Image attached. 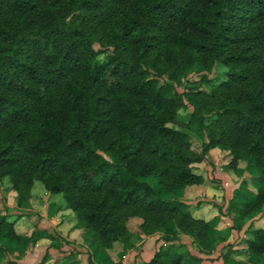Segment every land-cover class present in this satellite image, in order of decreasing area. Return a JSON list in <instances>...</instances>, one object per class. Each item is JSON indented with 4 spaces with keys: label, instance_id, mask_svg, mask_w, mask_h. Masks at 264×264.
<instances>
[{
    "label": "trees",
    "instance_id": "1",
    "mask_svg": "<svg viewBox=\"0 0 264 264\" xmlns=\"http://www.w3.org/2000/svg\"><path fill=\"white\" fill-rule=\"evenodd\" d=\"M217 64L209 90H178ZM187 108L200 153L173 126ZM213 148L258 172L230 203L246 220L264 207V0H0V184L25 201L36 181L60 194L93 252L131 248L139 217L165 242L144 264L199 260L181 235L209 254L210 221L176 194L203 181L193 165ZM247 233L244 251L264 254V227ZM0 240L22 241L1 209Z\"/></svg>",
    "mask_w": 264,
    "mask_h": 264
},
{
    "label": "crops",
    "instance_id": "2",
    "mask_svg": "<svg viewBox=\"0 0 264 264\" xmlns=\"http://www.w3.org/2000/svg\"><path fill=\"white\" fill-rule=\"evenodd\" d=\"M216 151H219L218 148H213L209 154H216ZM239 167L245 169V163L239 162L237 170ZM231 171L222 172L219 178H213L208 172L210 180L203 174L200 184L188 185L176 194L178 199L189 205L195 217L211 223L212 249L209 254L199 252L191 243V238L181 235L182 243H186V240L190 243L187 246L189 252L199 258L190 264H264V254L249 255L244 251L246 239L249 237V226L255 228V224L259 223L260 227H264V207L246 220L236 222L235 212L230 204L228 205L231 199L241 201L246 191L256 192L251 182L254 172H248L246 169L244 172ZM238 178L247 182L240 189L233 184ZM213 179L219 180L213 182ZM224 181L227 186H223ZM36 185L35 182L27 201L17 198L15 191L1 187L0 207L3 204L10 208L2 212L9 220L14 221V229L22 236V241L8 243L0 240V244L8 249L6 255L3 254L2 258L0 256V263L10 260L17 264H37L47 254L44 264H144L160 246L165 245L159 232L142 234L138 227L142 219L134 217L127 225L130 232L136 236V239L132 240L131 248L124 250L121 243L115 242L112 249L107 250V254L93 252L82 239V228L75 227L73 211L60 207L61 196L51 194L44 187ZM222 194H226L225 197L223 195L224 199ZM225 198L227 202L224 201ZM228 244L231 246H227Z\"/></svg>",
    "mask_w": 264,
    "mask_h": 264
},
{
    "label": "rangeland",
    "instance_id": "3",
    "mask_svg": "<svg viewBox=\"0 0 264 264\" xmlns=\"http://www.w3.org/2000/svg\"><path fill=\"white\" fill-rule=\"evenodd\" d=\"M105 53H101L98 55V58L100 61H104L106 58H105ZM226 71V67L223 66L222 64H217L213 67V69L210 71V72H203V71H199L198 68L195 66L193 67V69L191 70V72H189L184 78H183V81H182V85L178 87V90L179 91H182L184 88L186 87H193V88H202V89H205V90H209V84L211 83H217L219 82L220 80H222L224 78V73ZM188 111L189 109H181L179 111V119H178V124L177 125H173L174 127H177L181 130H185L187 132H189V134L191 135L192 137V149L198 153L201 152L202 150V142H203V134L202 132H200L199 130H197L196 128L192 127V128H187V126L183 125L185 121H187V118H188ZM211 150V149H210ZM209 150V151H210ZM219 151H216V154H209V152L207 154H205L203 156V159L201 160V162L199 163H195L193 166H194V171L198 174H206V178L209 179L208 177V172H210L211 176L214 178V177H221L222 176V172H232L231 170L232 169H229L228 166H227V163L230 159V156L228 155L227 151H223V150H220L218 148ZM234 172H244L245 169L244 167H239V169L237 170H233ZM254 172V175H258V172L257 171H253ZM210 180V179H209ZM214 180V181H213ZM211 181L215 182L216 180H219V179H213ZM5 181V180H4ZM2 182L0 185V194H1V187L3 186V184H6L5 182ZM154 187H157V184H156V181L151 178L148 180ZM246 180L242 179V178H238L236 180H234L233 184L235 186H237L238 189H240L244 184ZM36 186H42V183L36 181ZM229 186V185H228ZM41 188V187H40ZM232 188H234V186L232 185ZM230 191H232V189H230ZM229 194V193H228ZM60 195V194H59ZM223 195L224 197L226 196V194H222V198H223ZM61 196V195H60ZM200 196V194L198 195V197ZM196 197V198H198ZM194 198V199H196ZM224 199V198H223ZM241 199V198H240ZM197 201V200H195ZM227 202V199L225 198V200ZM233 203L235 204L236 202L239 203L240 201H232V199L229 201L228 205L230 203ZM1 203V202H0ZM9 205V203H8ZM10 206V205H9ZM230 206V205H229ZM2 211L4 210H9L10 208L7 206H4L2 204V206L0 207ZM231 209L232 206H231ZM134 218V217H132ZM131 219V218H130ZM130 219L128 220V222L130 221ZM128 222H127V225H128ZM261 225L259 223H256L255 224V228H258L260 227ZM128 228V226H127ZM130 231V230H129ZM132 240H135L136 239V236L134 233H132ZM189 241L186 240V243H184V248L188 249V245H189ZM192 247V245H190V248ZM6 255V253H5ZM1 258L3 257V254H0Z\"/></svg>",
    "mask_w": 264,
    "mask_h": 264
},
{
    "label": "built area",
    "instance_id": "4",
    "mask_svg": "<svg viewBox=\"0 0 264 264\" xmlns=\"http://www.w3.org/2000/svg\"><path fill=\"white\" fill-rule=\"evenodd\" d=\"M223 186H227V182L226 181L223 182Z\"/></svg>",
    "mask_w": 264,
    "mask_h": 264
}]
</instances>
